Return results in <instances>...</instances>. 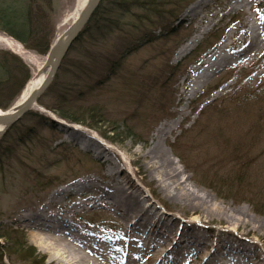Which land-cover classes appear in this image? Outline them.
<instances>
[{
  "label": "rangeland",
  "instance_id": "rangeland-1",
  "mask_svg": "<svg viewBox=\"0 0 264 264\" xmlns=\"http://www.w3.org/2000/svg\"><path fill=\"white\" fill-rule=\"evenodd\" d=\"M9 1L5 0V3ZM75 1L53 0L55 37L71 23L66 17L72 12ZM197 1L186 0L189 3L181 10L178 21L174 24L179 29L176 36L168 37L165 42L158 40L152 45L139 47L136 52L126 57L124 67L127 72L134 74L136 85L134 84V90L121 92L118 101L114 100V94L110 93L106 97L107 105H101L104 120L112 123L111 126L114 124L112 129L117 131L114 138L117 143L104 139V155L98 154L100 148L84 149L82 145L92 141L94 135L100 137L97 132L78 125L84 135L80 141H73L68 136L73 131L72 127L59 124L55 121L59 118L46 110L43 105L51 104L53 91L42 98L45 91L39 98L42 99L39 102L41 105L37 101V105L30 110L56 124L54 136H50L46 129L42 130L43 136L49 140L53 139L52 141L60 139L55 145L63 143L67 146L65 149L62 147L63 150L50 146L49 149L53 153L35 162L3 165V172L7 174L0 180L5 182L4 186H0V233L9 226L13 231L22 233V237L20 234L16 236L20 237L17 244L23 248V238L29 252L24 250L25 247L23 250L34 254L31 260L35 264H64L68 259L55 258L49 263L50 255L54 254L53 250H46L41 243L33 241L29 229L22 221L31 219L32 214L47 203L51 194L71 187L83 178L90 180L89 183L97 188L115 182L124 184L138 195L146 206L151 205L159 213L169 214V223L170 219H176V223L179 221L181 224H192L201 220L204 222V228L198 234L202 238L213 240L218 237L220 240L232 241L240 249L246 247L252 252L251 264H264V214L253 211L243 196H238L237 201L229 197L220 198L212 189L204 186L216 183V180L212 179L230 177L236 171L235 166L238 163L243 164L235 161L236 155L239 156L236 158L239 161L244 154L249 153L250 158L257 159L254 166L257 167L255 169L258 173L264 170V157L261 156L264 142H258V137L264 136V99L258 100V96L262 94L260 91H264V42L253 54H243L241 51L246 47L247 35L243 34L246 22L250 20L253 26L254 21L260 20L264 14V0H204L194 16L184 18L186 9ZM233 2L242 4V7L233 5ZM153 30L154 35L160 34L159 29ZM227 33V47L220 56V59H225V63L213 69L212 73L208 72V82L201 85L200 91L193 93L188 88L191 76L196 72L193 68L225 40ZM113 43L112 38H109L100 50L101 54L109 56L114 52ZM0 51L12 54L20 62L19 79H23L28 72L30 80L38 73L46 59V56L25 49L1 32ZM236 51H240L238 60L228 59L229 54L232 58L237 57L233 54ZM167 61L171 66L178 63L181 65L173 76H170V84L158 91L155 79ZM226 61L229 62L228 65ZM203 68L201 66L198 72ZM166 71L168 75L169 72ZM19 97L10 108L17 104ZM161 99H164L163 103L168 100L164 108L161 107ZM49 120L34 119L26 125L40 129L43 123L48 126ZM64 124L68 125L66 122ZM126 125L135 127L136 134H127ZM153 143L169 160V164L172 163L171 168L177 173L180 187L178 189L171 186L167 189L171 192L170 195H197L206 198L218 209L242 212L251 222V227H234L218 218L205 219L199 212L192 213L170 204L156 185L160 173L151 175L146 166L149 163L157 165V162L146 156ZM69 152L70 155L62 156ZM104 162L117 167V173L109 176ZM255 169L253 168V171ZM120 170L122 174L119 173ZM38 172L41 177L36 176ZM239 187L234 188L238 190ZM226 192V189L219 191L223 197L227 195ZM77 193V190H70L67 196L61 197L63 208L77 202L82 205L85 196L79 197ZM90 206H76L69 218L70 222L92 231L100 229L92 228L91 225L108 227L107 229L115 232L105 234L118 238L123 228L120 220L105 207ZM53 209L55 210V207L51 205L44 219L54 213ZM176 223L169 227L174 232L178 229ZM241 240L246 241L245 245ZM6 246L8 245H4L0 240V264H23L14 254L9 253L13 256L11 258L3 254L1 248ZM187 258L190 259L188 262L183 261L180 264L199 262V257L194 252ZM142 262L146 264V259L143 258Z\"/></svg>",
  "mask_w": 264,
  "mask_h": 264
},
{
  "label": "trees",
  "instance_id": "trees-1",
  "mask_svg": "<svg viewBox=\"0 0 264 264\" xmlns=\"http://www.w3.org/2000/svg\"><path fill=\"white\" fill-rule=\"evenodd\" d=\"M189 2L186 0H100L98 7L70 47L51 85L42 97L45 98L50 91H53L51 104L43 106L67 124L84 126L97 132L103 139L116 142L114 138L117 131L112 129L115 125L111 126L112 123L109 124L104 120L101 105H107L106 97L110 93H113V99L118 101L121 92L134 90L136 85L134 74L127 72L124 67L126 57L136 52L139 47L152 45L158 40L165 42L168 37L176 36L179 29L174 24L178 21L181 10ZM153 29H159L160 34L154 35ZM0 32L20 43L25 49L46 56L55 39L53 0H10L9 3L0 0ZM109 38L114 41L115 51L107 56V54H101L100 50ZM180 65L178 63L171 66L167 61L161 67L155 79L158 91H162L166 85L170 84V76H173ZM20 70V62L16 57L8 52L0 51V110L2 111L9 109L15 103L30 78L27 72L23 79H19ZM166 70L169 72L168 75ZM155 84L153 83V86ZM260 92L262 94L258 96V100L264 99V91ZM41 100L38 99V103ZM163 100L161 99L162 108L168 102L166 100L163 103ZM34 119L49 120L30 111L0 138V180L7 174L3 172L5 164L35 162L53 153L49 149L50 146H55L56 150H63L62 147L67 148L63 143L55 145L60 139L52 141L53 139L49 140L43 136V129H46L50 136H54L53 133L56 130L54 122L49 120V125L43 123L40 129L26 125L28 121ZM125 129L127 134H136L135 127L131 125H126ZM263 137H258L259 144H263ZM74 149L76 152V148ZM70 154L69 152L62 156ZM261 154L264 157V150ZM249 156H251L249 153L244 154L237 161L236 158L239 156L236 155L235 161L243 164L238 163L235 166L236 171L230 177L212 179L216 180V183L204 186L212 189L220 198L229 197L237 201L238 196H243L253 211L264 214V170L258 173L255 169L257 167L254 166L256 157ZM36 176L41 177L40 172ZM4 185L5 182L0 181V186ZM236 186L242 189L239 187L237 190L234 188ZM222 189L227 190L225 197L219 193ZM19 234L22 237V233L13 231L11 226L3 229L0 240L4 245H8L6 248H1L3 254L11 258L13 256L9 253H12L23 264H35L31 260L34 254L24 251L29 252L23 238L21 241L25 249L23 250L24 247L17 244L20 237L16 236Z\"/></svg>",
  "mask_w": 264,
  "mask_h": 264
},
{
  "label": "bare ground",
  "instance_id": "bare-ground-1",
  "mask_svg": "<svg viewBox=\"0 0 264 264\" xmlns=\"http://www.w3.org/2000/svg\"><path fill=\"white\" fill-rule=\"evenodd\" d=\"M87 0H76L71 13L66 17L69 21L76 20L83 11ZM204 0H198L183 14V17L194 16L199 5ZM233 5L242 7V4L233 2ZM259 22V23H258ZM258 22L248 20L243 34L246 33V47L241 50L243 54L255 53L264 42V14ZM228 32V31H227ZM229 33L225 35V40L217 48L208 53L200 60V63L194 67L195 74L191 76L189 90L200 91L201 85L208 82V72L212 73L220 64L225 63V59H220L221 52L227 47L225 42L228 40ZM58 37V36H57ZM56 37V38H57ZM240 51L234 52V56L228 59L238 60ZM231 62V61H230ZM208 63V64H207ZM229 62L226 61V65ZM203 66L199 72V68ZM224 67V66H222ZM192 69V70H193ZM187 75V74H186ZM45 76V72L35 74L25 85L16 105H21L38 88ZM197 86V88H195ZM73 131L70 133L71 140L80 141L84 135L81 127L71 125ZM4 128H0V134ZM159 131H157V134ZM93 140L83 143V148L99 149L98 154L104 155L106 148L97 136H92ZM80 146V144H79ZM105 147V146H104ZM102 149V150H101ZM102 151V152H101ZM111 154V153H110ZM156 164H147L150 174H159V181L156 185L160 187L159 191L165 196L170 204L189 212H199L205 219L218 218L226 224L241 227L250 226L251 222L245 214L237 211H225L212 206L206 198L192 194L170 195L167 189L178 188L177 173L172 170L169 160L161 153L155 143L146 154ZM106 172L109 176L115 175L117 167L104 162ZM154 167L153 170L150 169ZM122 174V170L119 172ZM88 179H79L71 187L56 191L51 194L45 205L40 207L32 214L31 219L22 221L29 229L32 240L41 243L46 250H53L48 262L52 263L55 258L68 259L64 264H145L142 259H146V264H180L183 261L188 262L187 257L191 252L199 257L198 264H251L252 252L244 248H239L232 241L224 239H204L198 232L204 228V222L198 220L192 224H181L176 219L169 220V214L159 213L151 205L146 206L130 188L124 184L115 182L106 184L102 187H96L89 183ZM77 190L79 197L85 196L82 205L96 207H105L111 214L117 217L123 225L118 238H114L103 230L92 231L83 229L71 223L69 218L73 209L81 207L80 203H75L70 207L63 208L60 203L61 197L68 195L69 191ZM54 205L55 210L51 216L44 219ZM241 211V210H240ZM50 215V214H49ZM45 220V221H44ZM176 223L178 228L176 232L169 227ZM180 227V228H179ZM245 245L246 241L241 240ZM50 254V253H49Z\"/></svg>",
  "mask_w": 264,
  "mask_h": 264
},
{
  "label": "water",
  "instance_id": "water-1",
  "mask_svg": "<svg viewBox=\"0 0 264 264\" xmlns=\"http://www.w3.org/2000/svg\"><path fill=\"white\" fill-rule=\"evenodd\" d=\"M99 3L100 0H87L79 17L76 20L71 21L67 28L55 39L48 50L45 62L38 71V73L45 72L44 79L38 88L21 105H14L12 108L4 112L0 111V128H4L0 137H2L8 128L13 126L31 109H33L35 105H37L38 99L51 85L67 52L77 40L79 34L88 23Z\"/></svg>",
  "mask_w": 264,
  "mask_h": 264
}]
</instances>
